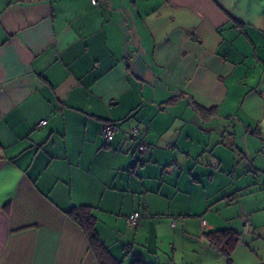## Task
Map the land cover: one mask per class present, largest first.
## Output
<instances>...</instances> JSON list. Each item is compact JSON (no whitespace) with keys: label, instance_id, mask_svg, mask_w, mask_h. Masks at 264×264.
I'll return each mask as SVG.
<instances>
[{"label":"crops","instance_id":"crops-1","mask_svg":"<svg viewBox=\"0 0 264 264\" xmlns=\"http://www.w3.org/2000/svg\"><path fill=\"white\" fill-rule=\"evenodd\" d=\"M262 144L264 0H0V264H264Z\"/></svg>","mask_w":264,"mask_h":264},{"label":"trees","instance_id":"trees-1","mask_svg":"<svg viewBox=\"0 0 264 264\" xmlns=\"http://www.w3.org/2000/svg\"><path fill=\"white\" fill-rule=\"evenodd\" d=\"M69 217L76 222L87 236L89 246L94 252L99 264H123L122 261L114 259L107 248L100 242L95 231V218L88 206L74 207L67 211ZM208 241L216 248H219L225 256L227 262L231 260V254L236 246L239 236L229 229L211 231L205 234ZM131 264H147L139 257L135 258Z\"/></svg>","mask_w":264,"mask_h":264},{"label":"built area","instance_id":"built-area-1","mask_svg":"<svg viewBox=\"0 0 264 264\" xmlns=\"http://www.w3.org/2000/svg\"><path fill=\"white\" fill-rule=\"evenodd\" d=\"M103 0H90L91 4L98 5ZM46 124V120H41L39 126ZM119 125L114 121H108L103 123L100 128V133L104 139L105 144L109 143L114 135L119 131ZM128 137L130 140L136 141V151L138 153H147L150 149L149 145L143 139V131L137 126L133 125L128 130ZM262 151H264V144L261 146ZM140 214L138 211H134L131 215L126 218L127 223L130 226H136L138 224Z\"/></svg>","mask_w":264,"mask_h":264}]
</instances>
